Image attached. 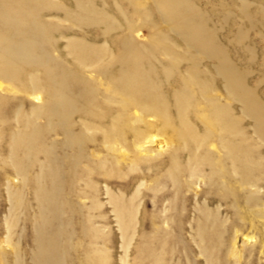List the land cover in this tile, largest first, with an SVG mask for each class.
<instances>
[{
  "label": "rangeland",
  "instance_id": "rangeland-1",
  "mask_svg": "<svg viewBox=\"0 0 264 264\" xmlns=\"http://www.w3.org/2000/svg\"><path fill=\"white\" fill-rule=\"evenodd\" d=\"M46 261L264 264V0H0V264Z\"/></svg>",
  "mask_w": 264,
  "mask_h": 264
},
{
  "label": "bare ground",
  "instance_id": "bare-ground-1",
  "mask_svg": "<svg viewBox=\"0 0 264 264\" xmlns=\"http://www.w3.org/2000/svg\"><path fill=\"white\" fill-rule=\"evenodd\" d=\"M162 1V0H161ZM198 29V28H196ZM127 73V71L125 72ZM130 75L132 76L131 72H130ZM235 79H232L231 80V83L233 86H239V83L240 81L237 79V77H234ZM133 83H137V80H133ZM138 86L136 85L137 88H131L132 90V93H133V96H134V99L135 101H147V100H150L152 98V94L151 93H148V94H143L144 91H149L150 90V84L148 82H138L137 83ZM122 88H128V87H125L123 84L121 85ZM38 99V97H36ZM183 113V112H181ZM45 264H57V263H52L51 261H46Z\"/></svg>",
  "mask_w": 264,
  "mask_h": 264
}]
</instances>
